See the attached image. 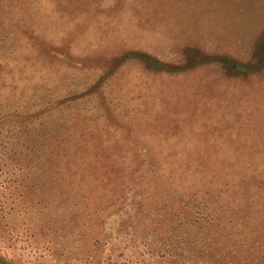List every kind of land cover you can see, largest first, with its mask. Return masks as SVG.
<instances>
[{"label":"rangeland","instance_id":"obj_1","mask_svg":"<svg viewBox=\"0 0 264 264\" xmlns=\"http://www.w3.org/2000/svg\"><path fill=\"white\" fill-rule=\"evenodd\" d=\"M9 112L28 118L0 122L12 264H210L184 235L165 242L163 212L187 190L219 204L264 185V0H0ZM65 128L95 138L74 185L34 190L40 145Z\"/></svg>","mask_w":264,"mask_h":264},{"label":"trees","instance_id":"obj_2","mask_svg":"<svg viewBox=\"0 0 264 264\" xmlns=\"http://www.w3.org/2000/svg\"><path fill=\"white\" fill-rule=\"evenodd\" d=\"M145 59L147 63L157 68L165 67L163 63L155 59ZM18 109L17 107V111H19ZM47 110L48 108H44L42 111L36 110L33 115L37 116ZM22 115L17 114L16 116L9 112L0 117V122L8 119L14 121L16 117L17 121L28 119L27 114ZM79 123L80 120L72 122L69 126L71 132L79 128ZM94 139L91 136H84V134L68 133L66 128L62 132L55 129L53 134L47 136L41 143V153L39 152L40 154L36 156L39 167L36 176L30 178L29 181L38 182L39 185V178H41L44 180L42 187H46L47 179L51 182L53 180L58 182V179L62 181L67 176L65 180H68L69 183L64 184L65 188L74 185L70 180V177L74 175L70 165L73 166L74 163L76 168V163L80 161L79 155L83 153L84 156L89 141ZM31 186L34 190L39 191L36 184L31 182ZM76 189L77 187H71L64 194H75L78 192ZM252 190V193L247 195L246 202L242 201V197L240 198L237 193V195H228V198L219 204L199 198L200 193L197 189L184 191V193L187 192L185 197H182V193L178 197L176 196L169 209H172L177 202H181L182 207L172 213L168 210L163 212L167 218L166 221L169 222L167 226L172 227L171 229L175 231L174 234L166 238L165 242L168 243L171 239L179 238L180 242L177 243L183 246L182 235H184L185 242H192L199 253L206 254V260L210 264H264V185L257 183L252 186ZM254 193L258 195V200L253 199L252 202ZM32 194L36 196L35 193ZM182 200L184 201L182 202ZM190 203L193 207L190 206ZM180 217H182L181 221ZM178 230H180L179 235H176ZM197 258L199 260L200 256ZM0 264L12 263L11 260L0 254Z\"/></svg>","mask_w":264,"mask_h":264}]
</instances>
